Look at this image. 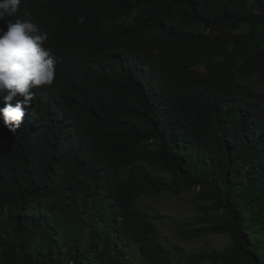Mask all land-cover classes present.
<instances>
[{
  "label": "trees",
  "instance_id": "1",
  "mask_svg": "<svg viewBox=\"0 0 264 264\" xmlns=\"http://www.w3.org/2000/svg\"><path fill=\"white\" fill-rule=\"evenodd\" d=\"M16 19L56 78L16 133L0 120V264H264V0H21ZM182 191L181 239L228 246L188 253L138 208Z\"/></svg>",
  "mask_w": 264,
  "mask_h": 264
},
{
  "label": "clouds",
  "instance_id": "2",
  "mask_svg": "<svg viewBox=\"0 0 264 264\" xmlns=\"http://www.w3.org/2000/svg\"><path fill=\"white\" fill-rule=\"evenodd\" d=\"M21 0H0V20L18 12ZM85 16L78 22L84 24ZM48 40L39 26L31 20L7 22V30L0 28V94L5 107L0 120L13 133L21 127L25 107L31 106L33 89L51 86L56 78L55 59L44 45ZM20 96L13 106L12 101Z\"/></svg>",
  "mask_w": 264,
  "mask_h": 264
},
{
  "label": "rangeland",
  "instance_id": "3",
  "mask_svg": "<svg viewBox=\"0 0 264 264\" xmlns=\"http://www.w3.org/2000/svg\"><path fill=\"white\" fill-rule=\"evenodd\" d=\"M249 2L252 3V0H249ZM261 89H264V84ZM205 200L216 202L217 197L214 192L209 191ZM137 202L138 208L149 213L170 216L171 220L158 226L161 234L169 243L181 246L188 253L199 252L202 249H224L230 244L229 238L225 235H210L188 241L181 239L178 231L179 224L183 221H189L199 214L193 195L187 191H182L179 194L165 192L156 197H142Z\"/></svg>",
  "mask_w": 264,
  "mask_h": 264
}]
</instances>
